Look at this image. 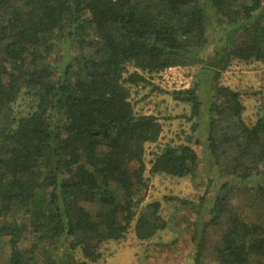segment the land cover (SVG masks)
Masks as SVG:
<instances>
[{"label": "trees", "instance_id": "1", "mask_svg": "<svg viewBox=\"0 0 264 264\" xmlns=\"http://www.w3.org/2000/svg\"><path fill=\"white\" fill-rule=\"evenodd\" d=\"M233 62L264 66V0H0L5 264H95L130 228L140 241L173 229L159 201L139 207L162 125L130 97L174 66L196 69L168 92L191 133L162 144L148 172L195 174L202 144L222 182L190 237L192 264H264V103L247 124L240 91L219 81Z\"/></svg>", "mask_w": 264, "mask_h": 264}, {"label": "rangeland", "instance_id": "2", "mask_svg": "<svg viewBox=\"0 0 264 264\" xmlns=\"http://www.w3.org/2000/svg\"><path fill=\"white\" fill-rule=\"evenodd\" d=\"M195 71L194 67L187 66L167 68L150 79L151 85L138 87L137 91L132 90L130 97L136 112L153 113L162 125L159 139L145 145L144 183L136 191V197L142 199L139 207L159 201L162 216H173V229L159 231L151 239L140 241L130 228L123 240L108 241L100 246L102 257L95 264H192L195 245L190 237L196 225L207 217L206 213L212 202L211 193L222 179L217 176L202 144L194 146L199 165L196 173L191 176L179 178L164 174L151 175L148 169L153 153L162 144L168 141L182 143L191 133L190 122L181 118V115L188 113L187 106L174 101L168 92L188 87ZM219 81L240 91L245 106L242 118L247 124H252L256 119L258 105L264 103V66L258 62H233L221 72ZM204 140L205 132L202 130L201 141ZM130 166L135 167L136 164L132 163ZM204 195L203 205L195 210L191 203H198L199 197ZM171 197L184 199L189 203L183 205ZM30 240V235H27L21 240L20 246L27 247ZM6 241L7 239H0V264H5L10 252V245ZM205 264L216 263L209 257Z\"/></svg>", "mask_w": 264, "mask_h": 264}, {"label": "crops", "instance_id": "3", "mask_svg": "<svg viewBox=\"0 0 264 264\" xmlns=\"http://www.w3.org/2000/svg\"><path fill=\"white\" fill-rule=\"evenodd\" d=\"M169 69V68H168Z\"/></svg>", "mask_w": 264, "mask_h": 264}]
</instances>
